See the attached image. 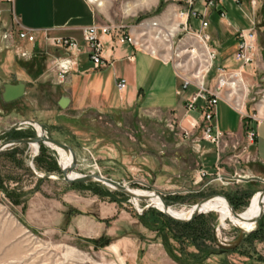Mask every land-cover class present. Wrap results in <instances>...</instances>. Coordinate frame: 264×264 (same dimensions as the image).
I'll return each instance as SVG.
<instances>
[{"label": "rangeland", "instance_id": "1", "mask_svg": "<svg viewBox=\"0 0 264 264\" xmlns=\"http://www.w3.org/2000/svg\"><path fill=\"white\" fill-rule=\"evenodd\" d=\"M91 1L105 24L135 31L148 21L151 32L143 38L152 44L155 55L177 68L182 82L191 79L189 87L196 90L198 80L188 77L196 63L187 71L178 63L188 62V55L176 57L180 43L192 37L174 17L180 7L178 0ZM240 1L239 7L233 0H224V20L210 16L208 45L217 51V58L204 76L203 65L196 72L201 70L204 86L214 90L219 69L224 68L225 73L240 70L238 77L225 76L233 86H223L217 94L244 114L264 118V0ZM249 18L257 28L254 60L240 69L232 59L235 36L238 28L248 27ZM191 26L198 30L199 24L193 21ZM19 30L9 4L1 1L0 130L35 120L46 136L73 149L75 174L97 173L132 189L155 191L176 210L222 195L232 199L235 211L242 213L252 196L264 190V183L240 178L253 176L248 171L252 162L231 159L228 151L218 161L216 147L201 141V147L204 142L212 146L215 159L204 157L196 149L200 128L181 126L168 112H100L76 110L70 104L61 108L54 62L62 50L40 37L34 42L20 40ZM5 33L11 35L9 40L3 38ZM19 82L26 84L25 94L5 102L4 84ZM236 120L218 99L215 125L236 124ZM35 136L34 127L23 124L1 135L0 143ZM60 157L55 147L44 143L36 154L31 144L0 151V264H264V213L257 227L243 233L236 248L225 250L219 244L234 243L241 231L228 219L222 226L218 211L202 213L187 227L171 221L156 207L144 210L150 209L140 219L142 209L151 204L148 200L134 202L97 182L67 183L62 179ZM214 160L221 170L216 165L208 167ZM200 168L210 175L199 179ZM218 174L226 179L217 180Z\"/></svg>", "mask_w": 264, "mask_h": 264}, {"label": "crops", "instance_id": "2", "mask_svg": "<svg viewBox=\"0 0 264 264\" xmlns=\"http://www.w3.org/2000/svg\"><path fill=\"white\" fill-rule=\"evenodd\" d=\"M9 7L19 28L32 29L37 38L45 40L46 35H62L82 41V30L85 27L105 24L91 0H13ZM211 15L219 17L218 11ZM101 37L105 66L96 67L88 55V48L82 44V51L73 70L64 80H59V100L67 96L69 104L76 110L105 112L123 109L139 110L144 114L168 112L179 119L181 126L193 129V124L202 118L201 111H186L185 99L195 90L191 87L182 89L177 68L168 60L126 42H119L115 37ZM60 55H64L63 50ZM120 79L126 82L122 90L116 85ZM219 100L226 111L237 119L236 124L216 125L219 131L223 132L224 129L244 140L245 123L254 124L256 137L250 146L254 161L249 164L248 171L264 179V118L254 115L260 119L258 124L252 120V114H246V119H243L244 113L227 99L220 97ZM202 149L204 157L212 158L214 153L210 144L204 142ZM216 164L214 160L208 167L213 168Z\"/></svg>", "mask_w": 264, "mask_h": 264}, {"label": "built area", "instance_id": "3", "mask_svg": "<svg viewBox=\"0 0 264 264\" xmlns=\"http://www.w3.org/2000/svg\"><path fill=\"white\" fill-rule=\"evenodd\" d=\"M1 1L5 2L6 4H11L13 2V0H0V2ZM178 2L180 7L175 11L174 17L180 20L178 26H182V28L192 37L190 40H185L180 43V50L179 53L176 54V57H181L185 54L188 55V61L191 60V58L197 61L198 54H206V57L210 63L203 73L204 76L209 72L213 61L217 58V51L213 48H210L208 45L210 42V37L209 34L206 33V30L209 27V18L214 11H218L219 17L221 19L226 18L224 0H178ZM233 2L239 7L241 6L240 0H233ZM193 21L198 22V30H192L191 23ZM152 25H156V23H153ZM149 27H151V24L148 21L143 23L141 28L135 31L122 25H93L85 27L82 30V41H78L73 37L62 35H46L45 37L52 46L56 47L57 49H61L64 52V55L56 58L54 62V68L56 69L60 81H62L76 65L77 57L82 51V44L88 48V55L96 67L105 66L102 55L104 46L103 39L101 37L102 35L115 37L119 42H126L142 50H144V48L148 49L149 52L155 55L156 50L152 44L148 42L147 38L146 40L143 38L147 37L151 32ZM10 37L11 35L7 33L3 35V38L6 40H9ZM18 38L27 42H34L36 35L32 29L23 27L19 30ZM141 38L143 39L142 42L139 40ZM256 38V23L254 20L252 21V19L249 18L248 27L239 28L236 31L237 47L232 55V59L240 65V69H243L245 66H248L253 62ZM22 54L26 55V52L23 51ZM187 69L188 68L185 70ZM219 70L221 71L220 78L216 83L214 90L206 88L202 80L199 81L197 79L198 83L196 84V90L185 99L184 105L187 112L200 110L202 115L201 120L196 121L193 124V129L199 127L201 130L200 138H198L196 143V149L199 153L204 152L200 142L206 141L216 147L218 161L221 157V154L224 153V151H228L231 159L235 158L236 161L242 160V162H252L254 159L250 154V146L256 137L254 124L245 123V125H247L245 139L241 140L236 138V140L231 143L230 141L234 137H237V135L230 132L219 131L214 123L215 107L219 99L217 92L219 89H221V87L228 85L229 82L225 76H230V78H232L241 75L240 70L234 71L233 73H225L224 68ZM194 72L195 69L192 72L189 71L188 77L194 78ZM116 85L119 90H122L125 88L126 82L124 79H120ZM191 85L192 80L185 79L182 82V89L186 90ZM243 119H246V114H243ZM252 120H254L257 124L260 122V119L254 116L252 117ZM216 168L217 170H221V166L218 164H216ZM209 175L210 173L203 168H200L197 173V177L199 179ZM247 176L248 175L245 174L243 176L240 175V178ZM216 178L220 181H223L224 178L226 179L225 176L220 174H218V177Z\"/></svg>", "mask_w": 264, "mask_h": 264}, {"label": "water", "instance_id": "4", "mask_svg": "<svg viewBox=\"0 0 264 264\" xmlns=\"http://www.w3.org/2000/svg\"><path fill=\"white\" fill-rule=\"evenodd\" d=\"M3 92H2V98L5 102H11L14 101L16 99L21 98L24 94H25V89H26V84L24 82H19L17 84H12V83H6L3 86ZM59 106L61 108H66L69 105V98L67 96H63L60 98L59 102H58ZM38 122H36L35 120L32 119H27V120H23V121H19L16 122L4 129L0 130V136L4 135L5 133L9 132L12 129H18L21 127V125L23 124H36ZM39 124V123H38ZM40 125V124H39ZM42 130H43V135H39L36 134L35 137H24V138H18V139H9L7 141H4L2 143H0V151H3L4 149L11 147V146H15V145H20V144H32V143H36V144H40V143H50L62 150H64L66 153H70L72 156V163L69 167L67 168H62V174L63 177L62 179L67 182V183H75V182H97V183H101L104 185H107L111 188H114L115 190L126 194L127 196H129L132 199H145L148 200L150 199L149 195H137L136 193L133 192L132 188L129 187V185L116 181L114 179L102 176L101 174H97V173H91V174H86V175H80L77 177H70L69 173L73 172V170L75 169L76 165H77V160H76V156H75V152L73 151V149L61 142L58 141L56 139H53L51 137H48L44 134V129L41 126ZM241 180L243 181H250V180H256V181H262L264 182V179L261 177H257V176H252V177H243L241 178ZM261 193V208H260V212L258 214V216L254 219V223H255V227L258 226V221L259 218L261 217V215L264 213V204L262 203V199L264 196V190L260 191ZM152 194L159 197L163 204H164V210L162 211L166 216H168L170 219H172L175 222L178 223H189L191 222L193 219H195V217H197L198 215L202 214L203 212H201L200 207L201 205L206 202L209 199H212L214 197H223L228 205L229 208L231 210V213L233 214V216L237 219L243 220V217L241 216L240 213H237L233 207V205L230 203V201L222 195H211L209 197H206L204 199H202L201 201H199L198 203H196L195 205V209L194 211L191 213V215L187 218H177L174 217L173 215L168 213V207L169 205L166 203L165 199L158 193H156L155 191H152ZM149 207H155L154 205L150 204L147 207H145L144 209H142L141 213L146 210ZM243 240V232H240L238 238L236 239V241L230 245H224V244H219L221 248L225 249V250H231L236 248L239 243Z\"/></svg>", "mask_w": 264, "mask_h": 264}, {"label": "bare ground", "instance_id": "5", "mask_svg": "<svg viewBox=\"0 0 264 264\" xmlns=\"http://www.w3.org/2000/svg\"><path fill=\"white\" fill-rule=\"evenodd\" d=\"M98 1V0H97ZM171 46L167 47V50H170ZM192 60V61H191ZM191 60H189L187 63H178V66H180L181 68H188L191 67L192 65H194L196 63V69L194 72V78L198 79L199 81L202 80L203 76V72H205L206 67L209 65V60L206 57V54L204 53H200L197 56V61H195L194 59L191 58ZM203 65V67H202ZM202 67V71L199 70L197 71L198 67ZM202 72V73H201ZM201 73V75H200ZM200 75V76H199ZM228 84L231 86H233V82H228ZM32 126L34 127L36 134L39 135H43V130L41 128V125H39L38 123L36 124H32ZM45 134V132H44ZM48 146H53L57 149V151L60 154V158H61V168H67L69 167L70 161H71V154L70 153H66L64 150L50 144V143H45ZM31 147L33 148V154H36L38 152L39 149V145L36 143H32ZM72 163V161H71ZM70 164V165H69ZM70 177H77L80 175L75 174L74 172L69 173ZM134 193H136L137 195H149L150 199H148V201L154 205L158 210L163 211L164 210V204L162 202V200L153 195L152 191H143V190H139V189H132ZM132 201L137 202L138 199H132ZM262 203L264 204V196L262 199ZM196 205V204H195ZM195 205H192L189 209H181V210H176L173 207L169 206L168 207V213L173 215L174 217L177 218H184L187 219L191 213L194 211L195 209ZM260 208H261V193L260 191L255 193L248 206L244 209V211L241 214V216L243 217V220L237 219L233 216V214L231 213V210L229 208V205L227 203V201L223 198V197H214L212 199L207 200L206 202H204L201 207L200 210L201 212L205 213V212H209V211H218V213L220 214V220H221V224L222 226L225 225L226 223V219L230 220L237 228H239V230L243 233L249 232L251 231L254 226V219L258 216L259 212H260Z\"/></svg>", "mask_w": 264, "mask_h": 264}, {"label": "trees", "instance_id": "6", "mask_svg": "<svg viewBox=\"0 0 264 264\" xmlns=\"http://www.w3.org/2000/svg\"><path fill=\"white\" fill-rule=\"evenodd\" d=\"M17 138H23V137H16V139ZM228 200L229 201H232V199H230V198H228ZM233 205V204H232ZM234 206V205H233ZM150 211V209L149 210H147V211H144L141 215H138L139 217H140V219H142V218H144V216H146V214L148 213ZM201 215V214H200ZM200 215H198L197 217H195V219H193L191 222H189V223H178V222H175V221H173L172 219H170L168 216H166L168 219H170L171 221H173V222H175V223H177V224H179L180 226H182V227H187V226H189L190 224H192L196 219H198L199 218V216ZM259 228H260V226H259ZM259 228H258V230H259Z\"/></svg>", "mask_w": 264, "mask_h": 264}]
</instances>
